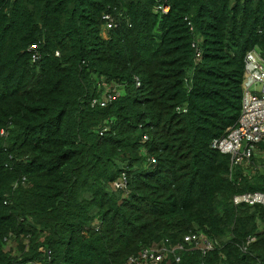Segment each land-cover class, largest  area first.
<instances>
[{"label": "trees", "instance_id": "obj_1", "mask_svg": "<svg viewBox=\"0 0 264 264\" xmlns=\"http://www.w3.org/2000/svg\"><path fill=\"white\" fill-rule=\"evenodd\" d=\"M254 49L264 0H0V264L176 246L160 264H264V207L233 201L264 194V145L249 166L211 148L238 125Z\"/></svg>", "mask_w": 264, "mask_h": 264}, {"label": "built area", "instance_id": "obj_2", "mask_svg": "<svg viewBox=\"0 0 264 264\" xmlns=\"http://www.w3.org/2000/svg\"><path fill=\"white\" fill-rule=\"evenodd\" d=\"M156 13L167 15L170 12V5L165 1L159 2L155 8ZM105 22L104 33L116 27V23L110 14L103 16ZM193 47L196 50L194 63L198 65L202 58L198 44L195 42ZM32 50L36 51L37 47L33 46ZM57 56L59 54L57 53ZM39 60L38 53L33 55V61ZM245 92L242 102V115L236 128H234L226 137L217 139L211 144V148L218 150L222 154L231 157L232 166H249L252 157L256 154L257 149L264 145V55L260 50L254 49L250 51L245 58ZM137 86L141 84L137 80ZM193 72L185 78V87L188 91L192 90ZM115 91L107 90L102 95L100 101H95L105 107L108 103L115 100ZM180 110V109H179ZM185 112V111H184ZM115 190H126V179H122L113 185ZM235 205L262 206L264 207V194L261 193H245L234 197ZM204 240V241H202ZM255 239H249L248 244L254 242ZM185 243L195 245L196 249L203 251L213 250V244L199 236H187ZM180 246L174 249L166 247L152 248L144 251L139 257L131 258L127 264H160L170 253L181 250ZM180 261V258H177ZM150 262V263H149Z\"/></svg>", "mask_w": 264, "mask_h": 264}, {"label": "rangeland", "instance_id": "obj_3", "mask_svg": "<svg viewBox=\"0 0 264 264\" xmlns=\"http://www.w3.org/2000/svg\"><path fill=\"white\" fill-rule=\"evenodd\" d=\"M111 91H113L114 89H110ZM115 93V92H114ZM15 247V245L14 244H12V243H9V247H8V250H9V248H14Z\"/></svg>", "mask_w": 264, "mask_h": 264}, {"label": "clouds", "instance_id": "obj_4", "mask_svg": "<svg viewBox=\"0 0 264 264\" xmlns=\"http://www.w3.org/2000/svg\"><path fill=\"white\" fill-rule=\"evenodd\" d=\"M49 254H50V252H49ZM177 258H179V257H177ZM176 261H177V259H176ZM177 262H180V261H177Z\"/></svg>", "mask_w": 264, "mask_h": 264}]
</instances>
